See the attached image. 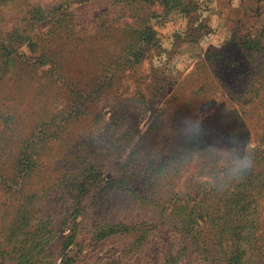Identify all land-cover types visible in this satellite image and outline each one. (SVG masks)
<instances>
[{"label":"rangeland","instance_id":"obj_1","mask_svg":"<svg viewBox=\"0 0 264 264\" xmlns=\"http://www.w3.org/2000/svg\"><path fill=\"white\" fill-rule=\"evenodd\" d=\"M140 1L0 0V264H264V0Z\"/></svg>","mask_w":264,"mask_h":264},{"label":"trees","instance_id":"obj_2","mask_svg":"<svg viewBox=\"0 0 264 264\" xmlns=\"http://www.w3.org/2000/svg\"><path fill=\"white\" fill-rule=\"evenodd\" d=\"M142 2H147V0H141ZM141 45V44H140ZM242 179H244V176H241ZM112 182H108V184H111ZM229 199L227 200V202L224 203V205H226L230 211V214H228L227 216H217V219H219L218 221H221V225L217 222V226L215 227V230H217L218 228H222L223 225H225L226 223L229 225L234 226L237 223V220L235 218V216L237 217H241L245 214H247V212H244L246 210V207L248 205V201L247 199L243 196V188L241 187V184L238 183H234L232 185V189L230 190V197L226 198ZM226 201V200H225ZM201 209H204V212H202V215L204 213V217L201 216L200 217V222H202L203 224H206L207 222L212 223V219L211 217L208 219L207 214H208V209L204 206L201 205ZM252 217V215H251ZM194 224L196 225V227H198V220H196L194 222ZM214 228V227H213ZM198 241L196 242H192L190 244H195L198 246ZM208 247L210 246V244H206ZM187 247L185 249V259L188 256L187 253ZM196 251V249H195ZM179 263V261L173 262V264H177Z\"/></svg>","mask_w":264,"mask_h":264},{"label":"clouds","instance_id":"obj_3","mask_svg":"<svg viewBox=\"0 0 264 264\" xmlns=\"http://www.w3.org/2000/svg\"><path fill=\"white\" fill-rule=\"evenodd\" d=\"M246 154V153H245Z\"/></svg>","mask_w":264,"mask_h":264}]
</instances>
